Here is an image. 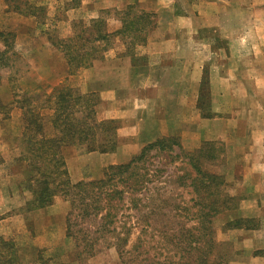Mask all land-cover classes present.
I'll use <instances>...</instances> for the list:
<instances>
[{
    "label": "rangeland",
    "instance_id": "obj_1",
    "mask_svg": "<svg viewBox=\"0 0 264 264\" xmlns=\"http://www.w3.org/2000/svg\"><path fill=\"white\" fill-rule=\"evenodd\" d=\"M80 1L0 0V185L5 186L9 193L21 197L25 193L28 196L20 209L6 210L0 213V218H9L21 210L29 212L43 209L42 213L25 221V224L28 222L25 235L15 232V229L23 227L21 218L3 222L0 256L9 260V264H188L193 262L194 256L204 260L209 235L199 220L205 219L208 222L210 218L202 217L203 213L197 209L201 208L207 198H214L219 203L223 201L219 207L222 209L213 217L210 228L213 229L212 235L217 243L216 252L221 257V263L264 264V254H255L264 249L251 251L245 248L250 245L243 242L244 230L253 231L261 223L257 217L235 214L239 198L231 195L230 191H235L240 177L235 175L231 180L226 175L224 147L220 142H204L192 150L183 149L178 142L183 150L192 153L198 166L207 171L206 178L196 174L193 184L190 181L194 172L189 168L188 157L179 154L176 146L148 151L128 170V179L126 173L116 177L119 188L128 184L121 199H113L108 203L103 192L95 188L101 201L98 204L103 207L97 215L83 212L85 203L91 200L88 195H84L83 202H74L72 207L69 196L65 197L59 192L50 197L49 204L46 203L49 197L44 193L42 200H35L26 181L32 173L31 168L26 161L19 160L23 155H29L25 137L31 131V126L26 129L25 126L32 113L28 111L37 113L44 135L52 136L51 105L56 99L51 95L55 89L62 86L75 94L92 95L98 101L97 93L82 92L85 90L83 80L93 73H89L92 61L76 67L75 59L81 57L85 60L95 56L102 60L103 54L113 45L111 40L114 37L132 35L141 41L151 30L155 19L152 14L139 13L127 7L125 11L114 13L115 17L124 22L122 28L116 33H108L105 25L111 13L100 11L97 17H91L95 12H75L70 9L78 6ZM104 33L101 39L94 40ZM199 34L207 35L208 32L203 29ZM45 50H50L46 56ZM84 67L86 72L81 71ZM46 70L48 73L43 76ZM54 71L60 73V80L48 76L54 75ZM102 72L107 75L106 68ZM203 78L201 97L207 105L209 91L205 76ZM203 110L208 112L206 106ZM78 115L74 114L75 117ZM106 132L98 130L96 135L105 137ZM166 137H174L179 141L175 136ZM66 146L70 148L68 153L79 152L72 151L74 147L75 150H86L84 144ZM200 152L206 157L200 156ZM110 165L117 164L105 165L98 178L84 173L85 179L82 181L102 178ZM188 171L191 172L186 174L189 179L185 177ZM213 175L216 178L211 181ZM139 181L143 185H134ZM199 181L211 184L207 191L209 194L193 190L192 186ZM133 186H138L137 190L132 191ZM105 201L106 205L111 206H105ZM4 202V207L11 205L0 193V203ZM101 224L105 229L101 228ZM229 231L234 232L231 234ZM262 237L253 234L252 241ZM121 238H127L126 245L123 246ZM3 243L6 249H3ZM32 243L36 248L31 246ZM190 246L195 249H189ZM121 249L127 252L120 259ZM187 250L190 251L187 253Z\"/></svg>",
    "mask_w": 264,
    "mask_h": 264
},
{
    "label": "crops",
    "instance_id": "obj_2",
    "mask_svg": "<svg viewBox=\"0 0 264 264\" xmlns=\"http://www.w3.org/2000/svg\"><path fill=\"white\" fill-rule=\"evenodd\" d=\"M80 2L70 9L95 12L91 17L100 11L111 13L105 25L108 33L122 28L124 22L114 13L127 7L155 19L141 41L132 35L114 37L102 60L91 59L89 73H93L85 77L81 91L97 93L95 118L114 122L115 146L108 151L74 147L72 151L79 152L72 153L64 146L69 181H82L85 174L98 178L105 165L125 163L143 146L164 136L177 137L186 150L220 142L226 175L231 180L240 177L235 191H230L239 198L238 212L233 214L257 217L261 223L253 231L244 230L243 242L250 245L245 248L264 249L263 237L252 241L253 234L264 236V0ZM203 29L207 35L199 34ZM49 51H44L45 56ZM81 71L86 72V67ZM53 74L48 76L61 79L57 71ZM203 76L209 91L207 105L201 97ZM205 106L209 113L203 110ZM0 193L11 204L0 203V213L21 208L28 200L25 193L22 197L9 193L2 184ZM42 211L21 210L0 218V234L5 220L21 218L23 227L15 232L25 235V221ZM31 246L36 248L34 243Z\"/></svg>",
    "mask_w": 264,
    "mask_h": 264
},
{
    "label": "trees",
    "instance_id": "obj_3",
    "mask_svg": "<svg viewBox=\"0 0 264 264\" xmlns=\"http://www.w3.org/2000/svg\"><path fill=\"white\" fill-rule=\"evenodd\" d=\"M105 36L98 35L94 38V40L101 39ZM96 58L91 57L90 59L83 60L84 58L77 57L75 59L76 67L87 65L91 62V59ZM88 62V63H87ZM55 94V95H54ZM53 96L56 101L51 105L53 108V113L51 115V125L53 129L52 136L44 135L42 131V124L39 122V116L37 113L32 111V114L29 115V123L27 122L25 129L27 126H31V131L25 137L26 142V151L29 155H23L19 158L20 161H26L27 166L31 168L32 173L28 175L26 178L28 187L32 189L33 195L36 198L35 200H42L44 195H47L49 198L46 199V203L49 204L51 199L50 197L55 193L59 192L65 197H68L71 207L74 206V202L77 200L84 201L85 196H91L90 203H85L86 206L83 212L87 215H97L98 212L103 208L98 203H101L99 199V194L95 193V188L100 189L99 192H103V196L108 203L113 199H121L123 194L126 193V189L128 188L127 183L124 180H121L125 183L122 187H118L116 177L120 175L127 174L126 179H128L129 169L134 167V164L141 160L143 156L150 150L157 148L159 150L171 149L172 146H176L178 148L179 154H183L184 157H188L189 168L194 172V176L191 179V183L195 180L196 174H200L201 178L208 177L207 171L201 169L197 162L192 158L191 152H186L183 150L178 141H176L174 137H161L156 139L155 141L148 143L143 146L141 150L134 155L128 162L110 165L104 171L103 177L97 180H92L88 182L78 181L75 183H71L68 179L65 163L63 160L62 148L63 146L77 143L84 144L85 149L87 151L99 150V151H108L112 150L115 146V133L113 134V129L115 130V126L113 125V121H98L95 118L94 107L97 103V100L91 97L92 95H82L75 94L70 91V89L65 87H59L54 90ZM78 113V117H75L74 114ZM39 118V119H38ZM101 130L107 131V135L105 137H98L96 135V131ZM26 136V135H25ZM200 156H204L202 152L199 153ZM191 173L188 171L185 173V177H187ZM190 178V177H189ZM187 177V179H189ZM216 178L215 175L211 177L212 179ZM193 184V183H192ZM134 185H143L141 181L134 183ZM138 186H133L132 191L137 190ZM211 184H207V182L199 181L195 185L192 186L193 190L198 191L201 190L204 194H209L207 192L210 189ZM109 187L108 189H106ZM131 188V187H130ZM98 192V193H99ZM216 194L218 192L213 190ZM94 195V196H93ZM43 196V197H42ZM105 206L110 207L111 205ZM223 204L222 202H218L214 198H207L205 203L201 204V208L197 209V211L202 212V217L210 218L208 222L207 220H199L203 227V230H206L208 237V248L206 251V258L204 260H200L198 256L192 257L193 262L188 264H222L221 257L216 252L217 243L212 235V221L213 217L221 211L222 208L219 207ZM194 206L196 203L193 204ZM104 206V204L102 205ZM110 215V211L107 213V217ZM106 217V214L105 216ZM101 228L105 229V226ZM235 224L233 223L232 226ZM231 226V227H232ZM230 227V226H227ZM208 230V231H207ZM210 230V231H209ZM104 232V231H103ZM189 233V231L187 230ZM188 235V234H187ZM127 238H121V243L123 246L126 245ZM4 244V243H3ZM10 246V245H8ZM189 246V245H188ZM7 246L4 244L3 249H6ZM189 249H195V247H189ZM190 250H187V253ZM127 251L120 250L119 258L121 259ZM255 254H264L263 251H258ZM0 264H9V260L0 256Z\"/></svg>",
    "mask_w": 264,
    "mask_h": 264
}]
</instances>
